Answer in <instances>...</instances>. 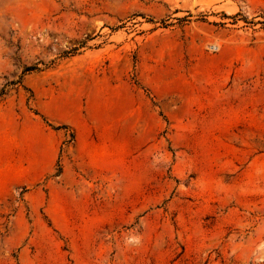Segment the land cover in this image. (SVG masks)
Wrapping results in <instances>:
<instances>
[{
	"label": "rangeland",
	"instance_id": "obj_1",
	"mask_svg": "<svg viewBox=\"0 0 264 264\" xmlns=\"http://www.w3.org/2000/svg\"><path fill=\"white\" fill-rule=\"evenodd\" d=\"M0 264H264V0H0Z\"/></svg>",
	"mask_w": 264,
	"mask_h": 264
}]
</instances>
